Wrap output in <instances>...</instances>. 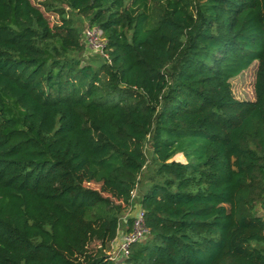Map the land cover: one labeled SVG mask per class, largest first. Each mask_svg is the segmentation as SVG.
<instances>
[{
	"label": "trees",
	"instance_id": "trees-1",
	"mask_svg": "<svg viewBox=\"0 0 264 264\" xmlns=\"http://www.w3.org/2000/svg\"><path fill=\"white\" fill-rule=\"evenodd\" d=\"M0 264H264V0H0Z\"/></svg>",
	"mask_w": 264,
	"mask_h": 264
},
{
	"label": "built area",
	"instance_id": "built-area-1",
	"mask_svg": "<svg viewBox=\"0 0 264 264\" xmlns=\"http://www.w3.org/2000/svg\"><path fill=\"white\" fill-rule=\"evenodd\" d=\"M99 36L100 35L98 31L95 29H88V31L86 32V37L89 38L91 42H99L97 47H100L102 50L101 53H103V48L106 45V41L102 43L99 39ZM138 197V189H134L131 192V203L128 208V211L126 215L122 218L123 221H128V219L132 220L131 229L128 232H125L123 228L119 230V234H123V238L120 243H115V240L112 242V250L110 252L112 259H120L122 257H127L130 254L131 247L135 243L144 240L150 233V229L147 226L145 219V210L142 208V206H140ZM120 225L122 226V221Z\"/></svg>",
	"mask_w": 264,
	"mask_h": 264
},
{
	"label": "rangeland",
	"instance_id": "rangeland-1",
	"mask_svg": "<svg viewBox=\"0 0 264 264\" xmlns=\"http://www.w3.org/2000/svg\"><path fill=\"white\" fill-rule=\"evenodd\" d=\"M35 4L40 5V3L43 0H32ZM48 19L50 20L51 25H56L57 23H60L59 21V17L56 14L53 13H46ZM82 23V28H83V36H82V40L84 45H86V51L84 53V59L85 61L83 62L86 63V60L88 59V57L92 56V55H96L97 53L102 52L100 47H97V45L99 44V42L97 41V43H93L91 42V40L89 38L86 37V32L91 29H95L98 31L99 33V39L101 40L102 43H104L106 40L105 38L102 36V32L100 30L99 27L97 26H90L89 20L84 19ZM100 42V43H101ZM257 67H258V62L255 61L247 70L243 71L241 74H239L238 76L234 77L231 79V83H232V90L234 93V96L240 100H255V78H256V71H257ZM173 159L176 160H180V161H186L185 156L182 153L177 154ZM144 175H142V186L143 189L146 188V184L147 182H143L144 180ZM138 192H139V187H138ZM98 247H100L98 245Z\"/></svg>",
	"mask_w": 264,
	"mask_h": 264
},
{
	"label": "crops",
	"instance_id": "crops-1",
	"mask_svg": "<svg viewBox=\"0 0 264 264\" xmlns=\"http://www.w3.org/2000/svg\"><path fill=\"white\" fill-rule=\"evenodd\" d=\"M123 238V234H118L117 238L115 239V243H120Z\"/></svg>",
	"mask_w": 264,
	"mask_h": 264
}]
</instances>
